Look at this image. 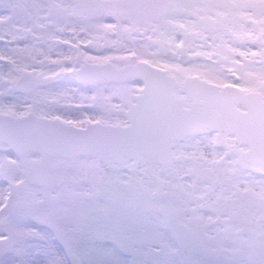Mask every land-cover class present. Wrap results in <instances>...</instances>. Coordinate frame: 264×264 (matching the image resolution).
Masks as SVG:
<instances>
[{
  "label": "snow or ice",
  "instance_id": "obj_1",
  "mask_svg": "<svg viewBox=\"0 0 264 264\" xmlns=\"http://www.w3.org/2000/svg\"><path fill=\"white\" fill-rule=\"evenodd\" d=\"M124 252L264 264V0H0V264Z\"/></svg>",
  "mask_w": 264,
  "mask_h": 264
},
{
  "label": "rangeland",
  "instance_id": "obj_2",
  "mask_svg": "<svg viewBox=\"0 0 264 264\" xmlns=\"http://www.w3.org/2000/svg\"><path fill=\"white\" fill-rule=\"evenodd\" d=\"M105 244L108 245L110 242H105ZM123 256L129 262V264H132L133 261H135L136 264H139V262L142 260V257L129 252H124Z\"/></svg>",
  "mask_w": 264,
  "mask_h": 264
},
{
  "label": "flooded vegetation",
  "instance_id": "obj_3",
  "mask_svg": "<svg viewBox=\"0 0 264 264\" xmlns=\"http://www.w3.org/2000/svg\"><path fill=\"white\" fill-rule=\"evenodd\" d=\"M58 243V242H57Z\"/></svg>",
  "mask_w": 264,
  "mask_h": 264
}]
</instances>
